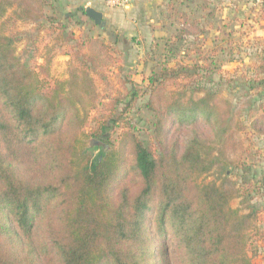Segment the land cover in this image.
<instances>
[{"label":"trees","instance_id":"16d2710c","mask_svg":"<svg viewBox=\"0 0 264 264\" xmlns=\"http://www.w3.org/2000/svg\"><path fill=\"white\" fill-rule=\"evenodd\" d=\"M48 1L0 0V21L7 18L0 28V141L6 151H0V264H253L250 231L258 212L231 205L247 184L240 170V187L230 177L240 168L230 154L243 148V111L218 89L196 84L195 77L205 71L211 79L212 71L177 61L153 73L146 103L151 139L128 125L119 147L96 157L87 140H100L110 123L102 121L92 135L85 130L100 98L94 77L102 80L115 64L114 44L101 35L78 38L80 62L62 81L51 75L53 56L32 67L17 54L14 35L4 32L11 22L31 26L26 40L36 48L49 22L59 31L55 43L62 44L66 26L45 13ZM219 1L182 4L196 10L199 2ZM190 28L207 33L198 19ZM226 28L216 30L215 44L230 45ZM189 34L182 29L179 35ZM247 58L218 85L257 92L251 97L261 99H250L248 110L260 111L264 47ZM170 84L179 86L170 90Z\"/></svg>","mask_w":264,"mask_h":264},{"label":"rangeland","instance_id":"374dc122","mask_svg":"<svg viewBox=\"0 0 264 264\" xmlns=\"http://www.w3.org/2000/svg\"><path fill=\"white\" fill-rule=\"evenodd\" d=\"M202 3L199 2L200 9L196 10L194 8L198 6L192 5V8L186 9L183 4L182 7L177 6L172 11L165 9L167 14L164 18L165 30L151 37L145 35L147 40L143 38L138 40L136 36L134 39H129V42L120 43L121 36L114 31L113 27L101 29L92 22L85 24V21L80 18L67 16V10L61 9L57 0L48 1L45 13L56 16L66 26L62 44L55 43V37L59 35V31L56 29L57 26H52L49 22L46 23V30L40 35L36 48L26 40V34L31 26H26L20 21L11 22L4 28V32L14 35L18 41L17 54L32 67L44 62L41 57L48 54L53 56L51 75L54 79L62 81L69 77L70 71L80 62L76 57L78 38L101 35L106 42L114 44L115 64L104 71L102 80L94 77L100 98L97 102L98 108L91 113L85 130L87 134L92 135L96 133L102 121H108L110 128H105L99 137L101 142L105 144L109 142L108 152L119 147L121 128L128 125L135 127L141 138L151 139L148 128L153 115L146 109V103L150 99L152 86L149 79L153 73L158 74L164 65L168 64L172 67L177 61L209 68L213 73L212 78L204 77L205 71H203L201 76L195 77L196 84L204 86L207 84L206 86L218 89L219 97L232 101L236 105V110L243 111L246 130L238 134L243 142V148L230 154L234 165L240 168L234 170L230 177L240 187L241 180L238 176L240 170L247 184L243 190L241 188L240 195L231 202V205L233 208L242 209L245 213H248L251 207L258 212L257 220L250 231V254L253 264H264V108L260 111L248 110L250 99L252 101L261 99L257 96L251 97L252 93L257 92L248 94L241 90L231 91L227 85H218L221 82L226 83L222 80L224 77L231 78L238 69L245 67L240 60L245 59L248 62L247 55L255 51L257 47H264V0H221L213 4ZM18 4L19 1H15L14 9ZM52 6L54 10L50 8ZM203 7L208 9L204 11ZM13 10L8 12V16ZM194 19L199 20L206 34L198 35L195 29L190 28ZM6 20L7 18L0 21V28ZM224 27H227L226 31L232 32L233 35L229 46L223 42L217 44L214 42L215 36L218 35L216 30ZM182 29L192 34L179 35ZM227 38L225 37L226 40ZM173 43H176L178 49L173 50ZM165 46L173 55L166 52ZM37 48L38 50L35 51ZM221 48H224V51L221 52ZM48 49L52 50L47 52ZM214 51L217 53L215 56ZM185 53H188L186 57L183 56ZM221 62L224 66L221 69L216 68ZM210 81L212 84L209 83ZM178 86L179 84H170L169 89H176ZM202 96V94L195 95L196 98ZM260 103H264V96ZM125 109H128L126 114ZM113 112L115 114L112 117ZM119 117L120 124L114 126L115 119ZM93 139L87 140L89 148ZM90 150L93 151L94 156L100 155V148ZM0 151L3 154L6 153L1 141ZM225 169L219 168L212 173L211 178H216ZM227 169L231 171L232 167Z\"/></svg>","mask_w":264,"mask_h":264},{"label":"crops","instance_id":"0c3cea01","mask_svg":"<svg viewBox=\"0 0 264 264\" xmlns=\"http://www.w3.org/2000/svg\"><path fill=\"white\" fill-rule=\"evenodd\" d=\"M61 9L67 10V16L80 18L85 24L92 22L86 15V8H93L104 16L106 27H113L121 36L120 43L129 42L138 36V40L145 35L150 37L165 30V9L172 11L177 6L182 7L183 0H129L124 8L110 9L104 0H57ZM169 11V13H170ZM95 25V24H94ZM96 26V25H95Z\"/></svg>","mask_w":264,"mask_h":264},{"label":"water","instance_id":"95a60500","mask_svg":"<svg viewBox=\"0 0 264 264\" xmlns=\"http://www.w3.org/2000/svg\"><path fill=\"white\" fill-rule=\"evenodd\" d=\"M85 15L94 22V24L98 27L104 28L106 26V21L104 20V16L102 13L94 10L93 8H86L85 9ZM99 149L100 151L103 150L104 153L108 152L110 147L101 142L100 140L93 139L90 142V149Z\"/></svg>","mask_w":264,"mask_h":264},{"label":"built area","instance_id":"2783aa9c","mask_svg":"<svg viewBox=\"0 0 264 264\" xmlns=\"http://www.w3.org/2000/svg\"><path fill=\"white\" fill-rule=\"evenodd\" d=\"M105 4L110 9L124 8L129 0H104Z\"/></svg>","mask_w":264,"mask_h":264}]
</instances>
